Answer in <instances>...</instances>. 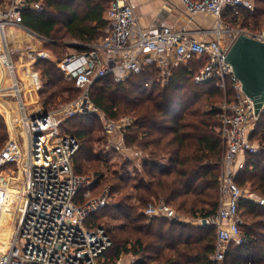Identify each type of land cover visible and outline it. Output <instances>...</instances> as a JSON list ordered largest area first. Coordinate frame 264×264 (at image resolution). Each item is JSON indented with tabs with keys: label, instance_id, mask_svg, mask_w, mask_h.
<instances>
[{
	"label": "built area",
	"instance_id": "2783aa9c",
	"mask_svg": "<svg viewBox=\"0 0 264 264\" xmlns=\"http://www.w3.org/2000/svg\"><path fill=\"white\" fill-rule=\"evenodd\" d=\"M181 1L188 22L193 23L198 14L212 15L215 21L209 27L175 29L154 25L143 28L131 0H109L104 13L109 22L106 34L89 44L87 50L68 54L57 62L64 75L81 89V94L55 110L43 107L38 95L41 76L35 67L38 60L49 58V52H27V60L22 64L24 80L18 77L17 66L11 57L9 60L6 52L1 54L6 50L1 41L0 72L2 67L6 68L12 74V83L6 87L0 80V99L11 94L9 91L17 96L18 119L25 129L26 149L22 150L21 138L15 134L0 150V167L20 164L23 175L21 180L14 173L0 172V223L10 196L14 198L11 210L13 232L6 248L0 243V264H127L124 254L116 260L106 261L103 253L112 243L107 230L102 225L87 226L91 215L109 204L110 186L93 195L98 176L76 173L74 156L80 142L74 134L60 132L61 116L69 118L98 112L106 121L105 132L109 135L117 132L113 150L126 156L128 161H137V156L142 159L143 152L125 142L124 132L133 125L134 119L126 116L115 121L107 117L91 99L92 85L107 76L118 82L148 71L154 74L156 85L166 87L173 82L178 67L185 65L192 71L190 62L201 58L205 61L192 75L194 81L201 83L217 78L219 88L226 93L230 87L234 97L229 99L226 95L221 105L220 131L226 151L220 176V205L215 214L200 217L198 221L216 226L213 254L216 261L224 259L231 243L240 246L246 242L241 230L240 200L244 197L264 207V196L251 190L244 195L243 189L235 182V175L237 170L246 166L248 154L259 150V141L253 140L251 135L261 113L256 114L254 102L245 94L226 54L240 34L264 41V31L228 25L224 22V15L230 11L239 20L241 10L255 9L256 0ZM24 9L42 11L45 4L41 0H0V30L4 35L10 26L26 28L22 23ZM31 32L46 39L35 31ZM7 51L10 56L8 48ZM25 90L35 93L36 97L32 101L26 100ZM12 192H16L15 196ZM143 212L148 217L182 219L164 200L150 202Z\"/></svg>",
	"mask_w": 264,
	"mask_h": 264
},
{
	"label": "trees",
	"instance_id": "16d2710c",
	"mask_svg": "<svg viewBox=\"0 0 264 264\" xmlns=\"http://www.w3.org/2000/svg\"><path fill=\"white\" fill-rule=\"evenodd\" d=\"M46 1L61 12L59 25L47 12L46 5L42 11L24 9L22 23L54 38L53 45L66 47L62 39H76L81 43L78 50L83 51L104 31L103 35L106 34L109 22L104 13L109 0ZM239 18L240 26L264 31L256 27L264 26V0H256L253 11L241 10ZM224 19L238 22L230 11ZM204 61V58L191 61L192 71L185 65L178 67L173 82L166 87L156 85L154 74L143 71L118 82L112 76L101 78L90 89L95 105L110 118L134 111L136 119L129 131L124 132L125 140L144 154L140 167L129 161L121 166L122 171L97 170L99 181L93 195L109 185L110 202L91 215L87 226L100 225L88 223L109 208L114 211L109 217L118 220L112 223L107 216L106 225L101 224L112 242L103 253L106 261L132 253L138 256L137 264H264V207L254 201L244 197L240 200L241 230L246 242L240 246L231 243L221 261L213 259L215 225L148 217L143 212L150 202L160 200L174 207L178 214L191 217H207L219 208L225 151L220 131L222 109L217 104L224 91L217 85V78L194 81L192 75ZM36 68L42 81L39 92L45 94L47 102L61 98L65 92H80L73 81L63 83L61 70L49 58L39 60ZM227 93L229 99L234 97L230 87ZM69 98L68 95L65 99ZM203 100L211 103V107L201 106ZM74 135L80 142L74 169L83 174L78 155L99 162L102 155L90 143L92 137L86 130H77ZM7 136L5 125L0 123L2 148ZM251 138L259 140V150L248 154L246 166L236 171L235 182L240 187L249 183L251 191L264 196V109Z\"/></svg>",
	"mask_w": 264,
	"mask_h": 264
},
{
	"label": "rangeland",
	"instance_id": "374dc122",
	"mask_svg": "<svg viewBox=\"0 0 264 264\" xmlns=\"http://www.w3.org/2000/svg\"><path fill=\"white\" fill-rule=\"evenodd\" d=\"M44 2V4L47 6V12H50L51 16L53 18H55L56 24L59 25L62 21V16L60 15L61 12L57 11L54 6H50L48 5L46 0H41ZM60 21V22H59ZM215 21V19H213L210 23H213ZM238 21V22H237ZM236 24H234V22L232 23L231 20L227 21V19H224V22L228 25H232V26H237L239 25V20H237ZM252 23V21H251ZM257 29H264V26H256ZM11 28V26H10ZM9 29V28H8ZM12 29L19 32V35H11L6 37V43L4 42V44L6 45V47L8 48V50L10 51V57L11 59H14V62L16 63L17 66V73H18V77L26 80V76H25V72L23 70V66L22 63L23 61L25 62L27 60L26 54L29 50H47L50 54L49 59L54 62V64L57 65V62L62 59L63 57H65L68 54L74 53L78 50L80 41L76 40V39H70V38H64L63 43L66 45V47L63 46H55L54 44V38H49L46 37V39H44L43 37H39V36H35L34 34L30 33L28 30L26 29H21V27H14L12 26ZM15 32V33H17ZM7 33V30H6ZM21 33V34H20ZM105 33V31L103 32V34ZM102 34V36H103ZM16 36V37H15ZM43 36V35H42ZM45 37V36H44ZM101 37V35L99 36V38ZM56 39V38H55ZM1 40H3V38H1ZM0 40V43H1ZM58 40V39H57ZM61 40V39H59ZM78 44V45H72V44ZM2 47L0 48V50L2 51ZM21 57L24 58V60H21ZM39 61V60H38ZM37 61V62H38ZM58 67V65H57ZM59 68V67H58ZM60 69V68H59ZM39 71V70H38ZM2 72V73H1ZM0 74H2V76L0 77V80L2 81L1 85L9 87L12 83V74L4 67H2ZM40 72V71H39ZM62 72V71H61ZM62 75V80L63 83H71L72 80L68 79L64 73H61ZM41 86H42V81H41ZM6 89H11V88H6ZM11 94H8L6 97H4L3 99H0V123H3L6 127V130L8 132V136H7V141L9 140V138L11 136H14L15 134L18 135L21 138L22 141V150L25 151L26 149V137H25V129L22 125V122H20L19 118V108H18V99L17 96L12 94L13 91H9ZM81 94V89L80 92L75 91L73 93L71 92H65L63 94V96L61 98H57L55 99V101H46L45 100V94H41L40 92L38 93V95L40 96V100L43 103V107L45 110H55V109H59L61 108L63 105L70 103L72 100H74L75 98H77L79 95ZM223 94V92H222ZM70 96L71 98L69 99H65L67 96ZM130 95V94H129ZM226 95H228V93L224 92L222 99H220L218 102V106L221 107V105L223 104ZM24 96L26 100L32 101L34 99V97H36V94H32L30 93L28 90L24 91ZM77 96V97H76ZM28 105H31L30 103H28ZM200 105L203 106L204 108H210L211 107V103L206 102L205 100L200 102ZM101 112H104L102 110H100ZM106 114V113H105ZM107 117H109L106 114ZM129 116L131 118L134 119L135 121V113L134 111H128V112H123L119 115V117L117 118H112V120H119L120 118ZM110 118V117H109ZM106 123V121L101 118V116L99 115L98 112H91L89 114L85 115H81L78 114L76 116L73 117H69V118H65L63 117V115L61 116V122L59 124V129L60 132L62 134L67 133V134H74V132H76L77 130H86L88 132V134L92 137L90 140L91 144H94V147L96 148L95 150L98 152V154H101L102 156V160L101 162L91 158V159H87L83 156H79L78 158H80L79 163L83 164V168H84V172L82 175H88V176H97V170L101 171V170H106L107 168H116L120 171H122L121 166H123V164H125L128 161V158L126 156H124L123 154H120L118 151L113 150L114 148H112V143H114L116 141V139H118V135L117 132L114 135H109L107 134V132H105V128H104V124ZM134 124V123H133ZM133 128V127H132ZM129 128H126L125 131H129ZM257 141H259L256 138ZM126 144L128 146H131L128 144V142L125 140ZM222 144H223V148L224 151H226V146L225 143L222 140ZM3 145V144H2ZM2 145H0V150L2 148ZM111 146V147H110ZM139 149V148H138ZM140 150V149H139ZM141 151V150H140ZM142 152V151H141ZM139 152L137 155H140ZM225 154V152H224ZM138 157V164L139 166H141L142 163V159L140 158V156ZM136 165V163H134V166ZM21 170V165L20 164H9V165H5V166H1L0 167V172L1 173H14L15 175H18L21 180H23V175L20 172ZM241 188L244 191V195L247 194V192L250 191V187H249V183L245 186H241ZM113 210L111 208L104 210V212H101L98 217L94 218L92 221H90L88 224L92 223H96V224H103L106 225L104 223V221L106 222L105 218L108 216H112L113 215ZM116 216V215H114ZM109 217V221H111L112 223H117L118 220L116 221V219H113ZM100 222V223H99ZM11 226L13 228V223H11L10 225H7V234L5 236V238L0 241V243L2 244L1 247L4 246V248H6V246L8 245L9 241H10V237L12 235V233H9V229H11ZM123 258H124V262L127 264H131L132 262H134L135 264H137L138 261V256L137 255H133L132 253H122Z\"/></svg>",
	"mask_w": 264,
	"mask_h": 264
},
{
	"label": "water",
	"instance_id": "95a60500",
	"mask_svg": "<svg viewBox=\"0 0 264 264\" xmlns=\"http://www.w3.org/2000/svg\"><path fill=\"white\" fill-rule=\"evenodd\" d=\"M226 60L253 100L256 114H260L264 109V41L242 33L230 46Z\"/></svg>",
	"mask_w": 264,
	"mask_h": 264
},
{
	"label": "crops",
	"instance_id": "0c3cea01",
	"mask_svg": "<svg viewBox=\"0 0 264 264\" xmlns=\"http://www.w3.org/2000/svg\"><path fill=\"white\" fill-rule=\"evenodd\" d=\"M131 2L134 5V9L138 17L139 24L143 28H148L154 25L157 26L167 25L175 29H179L183 27L195 28V26L209 27L212 25V23L210 22L213 19H215L212 15L198 14L196 15L195 21L193 23L188 22L186 8L181 0H131ZM21 29H26V30L28 29V31L30 30L29 31L30 33H32L31 31H34L33 29L27 26L26 28L21 27ZM11 35H14V32H12L11 34L8 33V36ZM12 60L14 61V59ZM132 148L138 149V147L136 146H132ZM238 157H240V155ZM131 161L133 165L134 163H136V166L140 167L137 161H133V160ZM235 168L237 167L235 166ZM181 216H182V221L191 224H200L198 221L200 217H191L185 214H181Z\"/></svg>",
	"mask_w": 264,
	"mask_h": 264
},
{
	"label": "bare ground",
	"instance_id": "6f19581e",
	"mask_svg": "<svg viewBox=\"0 0 264 264\" xmlns=\"http://www.w3.org/2000/svg\"><path fill=\"white\" fill-rule=\"evenodd\" d=\"M12 32H14L15 35L16 34L19 35V32L13 30L12 27L7 30V33L5 35L0 30V36H1V38H3V40H1V41L3 42L2 44L5 46V49H6V50L2 51L1 54L3 55V53L6 52V57L9 58V60H10V56H9V53L7 51V47L4 44V42L6 43V37H7L8 33L11 34ZM15 32H17V33H15ZM15 194H16V192H12L13 196H15ZM13 199L14 198L10 196V200L7 203L6 209H5L4 214L2 216V219H1V223H0V241H2L5 238L6 234H7V231H6L7 230V225H10L12 223V218L13 217L11 215H13V214H12L11 210H13V208H12ZM8 230H9V233H12L13 232L12 226H11V229L8 228ZM3 248H4V246H3Z\"/></svg>",
	"mask_w": 264,
	"mask_h": 264
}]
</instances>
